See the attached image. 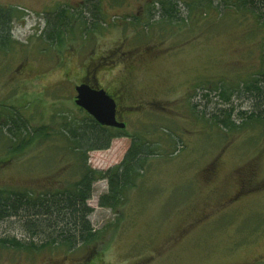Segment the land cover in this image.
I'll list each match as a JSON object with an SVG mask.
<instances>
[{
    "label": "rangeland",
    "instance_id": "rangeland-1",
    "mask_svg": "<svg viewBox=\"0 0 264 264\" xmlns=\"http://www.w3.org/2000/svg\"><path fill=\"white\" fill-rule=\"evenodd\" d=\"M158 1L0 0L21 10L15 46L0 53V112L19 110L38 133L20 151L0 136V190L55 191L79 179L61 131L87 116L75 104L87 69L107 92L123 84L124 105L136 107L124 136L88 152L90 167L118 164L134 136L165 139L166 128L178 141L166 138L117 209L98 205L107 181L93 184L89 221L100 241L73 251L0 246V264H264V126L229 131L210 120L250 108L234 93L224 101L219 85L229 95L259 70L264 29L235 0H181L178 19L157 23ZM85 3L99 5L97 29L83 35L72 15L61 42L47 41L55 11ZM24 230L11 218L0 238L28 243Z\"/></svg>",
    "mask_w": 264,
    "mask_h": 264
},
{
    "label": "trees",
    "instance_id": "trees-1",
    "mask_svg": "<svg viewBox=\"0 0 264 264\" xmlns=\"http://www.w3.org/2000/svg\"><path fill=\"white\" fill-rule=\"evenodd\" d=\"M180 1L159 0L153 12V17L158 16L156 22L178 19L181 11ZM234 6L238 10L248 12L257 25L264 29V0H235ZM98 10L97 3H92L90 6L85 3L80 9L59 8L55 11V15L47 20L48 30L45 32L47 41L52 44L61 42V37L68 32L71 25L72 15L75 18L78 15L81 19L79 22L84 26L83 35L90 29L96 30ZM20 11L14 7H0V53L2 54L8 53L15 46L13 23L19 18ZM88 73L90 72L87 69L85 78ZM91 75L95 79L96 74ZM219 86L222 87L220 97L224 101H228L230 94L234 93L237 97L250 102V108L238 112L237 119L232 118L233 109L220 110L218 115L210 118L213 124L229 131L254 125L264 126V36L259 70L249 79L240 80L235 90L229 95L226 94L229 86L222 84ZM221 112H224L226 116L222 117ZM1 114L0 112V136L9 139L12 144L17 142V145L11 146L16 151L22 150L26 144L38 139L37 131L29 132L28 121L22 118L19 110L11 108L4 117ZM163 131L166 138L178 145L173 132L166 128ZM124 133L112 127L100 125L88 113L80 122L74 121L65 126L61 131L65 144L74 157L81 162L79 179L73 185L55 191L46 190L36 193L28 189L0 190V223L11 218L18 219L29 239L28 243H23L16 238H0V246H11L27 252L53 250L60 247L73 251L100 241L102 239L100 231L95 230L89 221V215L93 209L88 205V201L93 196V184L101 179L107 181V192L100 195L98 205L115 210L124 203L128 190L136 185L137 180L144 173L147 160L165 154L163 147L166 138L163 139L161 136L156 141H150L138 135L133 137L122 160L115 166L99 170L88 165L89 151L108 149L111 141L124 136ZM47 137L44 135V139ZM34 240L39 243H35Z\"/></svg>",
    "mask_w": 264,
    "mask_h": 264
},
{
    "label": "water",
    "instance_id": "water-1",
    "mask_svg": "<svg viewBox=\"0 0 264 264\" xmlns=\"http://www.w3.org/2000/svg\"><path fill=\"white\" fill-rule=\"evenodd\" d=\"M75 104L92 116L100 125L124 129L126 124L116 119L115 100L104 88H94L88 83L75 86Z\"/></svg>",
    "mask_w": 264,
    "mask_h": 264
},
{
    "label": "flooded vegetation",
    "instance_id": "flooded-vegetation-1",
    "mask_svg": "<svg viewBox=\"0 0 264 264\" xmlns=\"http://www.w3.org/2000/svg\"><path fill=\"white\" fill-rule=\"evenodd\" d=\"M86 76L87 77L83 81H81V83H88L90 86H92L94 88H100V86L95 82L93 75L88 73V75L86 74ZM107 93L115 100V103H116V119L119 122H124L126 124V127H127V123H126V121H124V119L127 116H130L133 113L131 111L136 108L135 106L124 105L125 102H128L129 91L122 84V85L116 87V89L113 90V92H107ZM126 127L124 129L115 128V127H112V128L119 130L120 132L124 133V131L126 130Z\"/></svg>",
    "mask_w": 264,
    "mask_h": 264
}]
</instances>
